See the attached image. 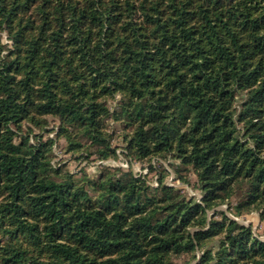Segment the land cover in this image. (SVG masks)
Listing matches in <instances>:
<instances>
[{
	"label": "trees",
	"instance_id": "1",
	"mask_svg": "<svg viewBox=\"0 0 264 264\" xmlns=\"http://www.w3.org/2000/svg\"><path fill=\"white\" fill-rule=\"evenodd\" d=\"M251 212L264 0H0V264H264Z\"/></svg>",
	"mask_w": 264,
	"mask_h": 264
},
{
	"label": "rangeland",
	"instance_id": "2",
	"mask_svg": "<svg viewBox=\"0 0 264 264\" xmlns=\"http://www.w3.org/2000/svg\"><path fill=\"white\" fill-rule=\"evenodd\" d=\"M4 39L6 40V36L4 35ZM53 135V133L52 134H50V136H52ZM118 140L119 139H115V144H119V142H118ZM59 143L60 144H56V145H54V147H53V150H54V152H55V154H56V157L58 158V159H56V160H66L67 158H69V155H67L65 152H64V150H63V148L60 146L61 145V143H64L63 142V140H60L59 141ZM110 162H114V163H119V162H124V160H119V161H115V160H111ZM83 163V165L84 164H86V162H82ZM97 164H98V161H94V162H90L89 164H86V168H87V171L90 173V174H95L96 173V171H97V169H98V166H97ZM165 164L167 165V167L171 170L172 168L168 165V162H166L165 161ZM75 165H76V162L75 161H70V163H69V167H71V168H75ZM114 165H116V164H114ZM145 168V167H144ZM144 168H142L141 167V164H139V163H134V165H133V170H134V172H139V170L140 171H142ZM148 173V172H147ZM151 175H149V177H150ZM169 178H175V176H174V172L172 173V174H170V175H168L167 176V180H169ZM179 181V180H178ZM169 182H171L170 180L168 181V183ZM178 184H180V182L178 183ZM186 191H188L189 190V192H191L192 194H197V195H199L200 193L198 192V191H196L192 186H186ZM224 206V208H227V206L226 205H223ZM240 221H242V222H248V224H252L253 225V228H254V230L256 231L257 229H258V233L259 234H261V237H264V222H260V220H259V216H258V212H251V213H249V214H247V215H245L244 217H241V218H238ZM181 263H182V261H181Z\"/></svg>",
	"mask_w": 264,
	"mask_h": 264
},
{
	"label": "built area",
	"instance_id": "3",
	"mask_svg": "<svg viewBox=\"0 0 264 264\" xmlns=\"http://www.w3.org/2000/svg\"><path fill=\"white\" fill-rule=\"evenodd\" d=\"M110 161H111V160H108V161H106V162H104V163H106V164H108V165H114V164H116V165H120V166H122L123 168H128V163H127L126 161H124V162H119V163H114V162H110ZM98 163H100V162H98ZM147 172H148V168L145 167L142 171L139 170V172H136V173L146 174ZM169 180L171 181V182H169L170 184H172V183H176V184H178V183H179L178 180L174 181V178H169ZM169 180H167V182H168ZM152 184H153V185H157V180H156L155 178L152 180Z\"/></svg>",
	"mask_w": 264,
	"mask_h": 264
},
{
	"label": "water",
	"instance_id": "4",
	"mask_svg": "<svg viewBox=\"0 0 264 264\" xmlns=\"http://www.w3.org/2000/svg\"><path fill=\"white\" fill-rule=\"evenodd\" d=\"M222 208H224V206H222ZM239 220V219H238ZM240 221V220H239ZM241 223H244V224H248V222H242V221H240Z\"/></svg>",
	"mask_w": 264,
	"mask_h": 264
}]
</instances>
